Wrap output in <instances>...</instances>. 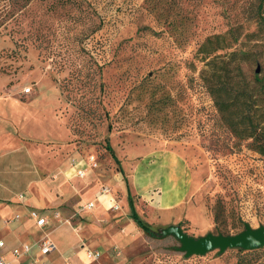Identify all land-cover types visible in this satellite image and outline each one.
Wrapping results in <instances>:
<instances>
[{"label":"rangeland","instance_id":"374dc122","mask_svg":"<svg viewBox=\"0 0 264 264\" xmlns=\"http://www.w3.org/2000/svg\"><path fill=\"white\" fill-rule=\"evenodd\" d=\"M257 3L0 0L2 94L29 102L46 121V131L34 133L30 123L23 138L41 163L31 164L28 176L25 166L17 169L8 195L36 180V194L43 187L58 198L44 209L52 237L69 247L71 229L78 244L102 249V264H239L241 248L188 256L173 234H146L130 217L128 194L156 232L176 225L198 238L264 226V155L222 125L198 53L208 35L234 26L239 41L218 52L252 50L259 61L247 70L252 75L261 62L264 76ZM175 15L190 20L171 31ZM14 158L21 159L17 152ZM80 167L84 176L76 174ZM2 170L0 181L12 178L10 163ZM257 249L254 264H264V245Z\"/></svg>","mask_w":264,"mask_h":264},{"label":"trees","instance_id":"16d2710c","mask_svg":"<svg viewBox=\"0 0 264 264\" xmlns=\"http://www.w3.org/2000/svg\"><path fill=\"white\" fill-rule=\"evenodd\" d=\"M256 1L258 3L253 13L258 17V24L263 26L264 0ZM153 10L159 12L163 11V8L154 7ZM189 20L188 17L178 18L175 15L168 22L169 30L177 31L179 27L185 28ZM234 30L237 28L232 26L226 33L210 34L199 45L198 53L201 55L200 59L204 61L201 79L214 101L222 125L235 138L240 141H248V145L253 150L264 155V76L256 72L251 75L247 70L250 62L259 61L257 55L250 49H230L223 54L218 52L232 47L233 43L239 41V33L235 35ZM229 32H232L233 35L228 37ZM91 53L94 54L92 50ZM97 60L102 64L101 59L97 58ZM258 63L261 64V62ZM107 148L120 164V160L109 142H107ZM120 170L124 172L122 168ZM128 198L131 208L130 217L136 224L152 237L165 236L161 232H156L149 222L140 217L130 193ZM257 251V248L239 250V264H254L257 260Z\"/></svg>","mask_w":264,"mask_h":264},{"label":"crops","instance_id":"0c3cea01","mask_svg":"<svg viewBox=\"0 0 264 264\" xmlns=\"http://www.w3.org/2000/svg\"><path fill=\"white\" fill-rule=\"evenodd\" d=\"M1 79V77H0ZM3 79V78H2ZM4 82L0 81V172L3 168H7L8 163H10L12 172V178L0 181V240H4L5 248L4 251L10 259L12 257V250L14 248L23 246L24 244H30L32 246V254H38L37 243L46 234L54 241L56 245L55 251L44 257V260L48 264H62L63 258L69 257L73 264H82L81 259H84L85 264H102L100 262L103 255V251L99 246L89 245L86 242H81L78 244L77 234L71 229L70 235H75L74 241L69 247L61 243L57 237H52L51 231H48L50 224H47L44 228L39 227L35 224L34 220L31 218V211L38 210L40 214L47 216V211L44 210L46 207L55 205L57 199L50 192L47 193L43 187L42 192L36 194L34 192V185L36 180H27L29 187L20 194H24V198H20V194L17 197H10L8 195V186L14 184L15 177L17 175V169L20 167L26 168V176H28L30 171V165L38 166L41 163L39 156L32 154L28 146L24 147L23 138L30 133V123L37 124L32 130L34 133H39L41 130L46 131L45 119L40 120L38 117V108L32 106L29 102L23 101L12 95L2 94L4 92ZM44 113V112H43ZM40 111V115L43 114ZM36 116V117H35ZM31 117H34L33 121ZM38 117V118H37ZM15 152L20 155L21 159L15 163ZM79 169L83 168H78ZM23 171V170H22ZM76 171V174H77ZM61 181V180H59ZM57 182L54 186L60 188L61 182ZM48 186H46L47 188ZM40 189V190H41ZM105 195L98 198V201H103ZM100 199V200H99ZM5 200V201H3ZM97 200L94 202L96 204ZM109 207H111L112 201L107 200ZM106 202V203H107ZM19 215V218H15ZM49 219V217L47 216ZM7 219V221H6ZM8 219H11L8 221ZM50 227V226H49ZM73 233V234H72ZM80 245L81 249L78 247ZM59 246V248H58ZM92 249L101 252V256L98 260H90L87 257L86 250ZM29 257H24L15 264H27Z\"/></svg>","mask_w":264,"mask_h":264},{"label":"water","instance_id":"95a60500","mask_svg":"<svg viewBox=\"0 0 264 264\" xmlns=\"http://www.w3.org/2000/svg\"><path fill=\"white\" fill-rule=\"evenodd\" d=\"M261 70V64L258 63L256 73H261ZM161 234H173L177 237L181 242L180 249L185 251L188 256L192 254L202 255L216 248L223 252L227 248L252 250L264 245V226L253 228L248 224L243 231L236 234L209 233L197 238L187 234L176 225L168 226L162 230Z\"/></svg>","mask_w":264,"mask_h":264},{"label":"built area","instance_id":"2783aa9c","mask_svg":"<svg viewBox=\"0 0 264 264\" xmlns=\"http://www.w3.org/2000/svg\"><path fill=\"white\" fill-rule=\"evenodd\" d=\"M25 92L28 93L31 91V87H26ZM77 175L84 176L85 171L84 169H79L77 171ZM20 198H24V194H20ZM115 207L118 205L114 204ZM94 202H88L83 204V208L85 209H93ZM31 218L34 220L35 224L39 227L44 228L49 223V219L47 216L40 214L38 210L31 211ZM20 216L17 215L15 218H19ZM5 242L4 240H0V264H15V261H18L24 257H29L27 264H48L44 257L55 251L56 245L54 241L50 238L48 234L43 236L42 239L37 243L38 254H32V246L30 244H24L23 246L14 248L12 250V257L10 259L4 251ZM87 257L90 260H98L101 256V252L97 250L87 249L86 250ZM66 264H70L67 262Z\"/></svg>","mask_w":264,"mask_h":264}]
</instances>
